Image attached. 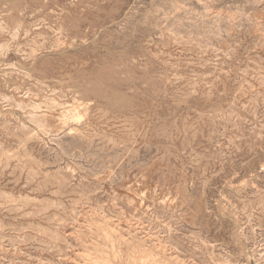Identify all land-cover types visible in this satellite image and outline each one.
<instances>
[{"label": "rangeland", "instance_id": "rangeland-1", "mask_svg": "<svg viewBox=\"0 0 264 264\" xmlns=\"http://www.w3.org/2000/svg\"><path fill=\"white\" fill-rule=\"evenodd\" d=\"M0 264H264V0H0Z\"/></svg>", "mask_w": 264, "mask_h": 264}, {"label": "bare ground", "instance_id": "bare-ground-1", "mask_svg": "<svg viewBox=\"0 0 264 264\" xmlns=\"http://www.w3.org/2000/svg\"><path fill=\"white\" fill-rule=\"evenodd\" d=\"M38 116V115H37ZM46 122V121H45ZM43 126H46V125H43Z\"/></svg>", "mask_w": 264, "mask_h": 264}]
</instances>
